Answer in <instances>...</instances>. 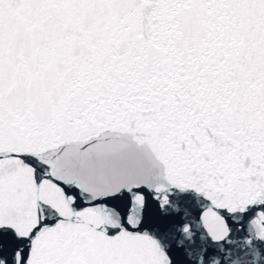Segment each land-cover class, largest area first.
<instances>
[{"label": "snow or ice", "instance_id": "snow-or-ice-1", "mask_svg": "<svg viewBox=\"0 0 264 264\" xmlns=\"http://www.w3.org/2000/svg\"><path fill=\"white\" fill-rule=\"evenodd\" d=\"M0 264H264V0H0Z\"/></svg>", "mask_w": 264, "mask_h": 264}]
</instances>
